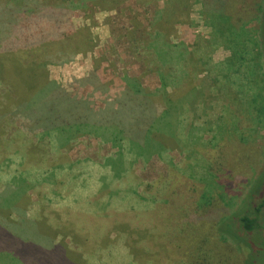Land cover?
<instances>
[{"label": "rangeland", "instance_id": "374dc122", "mask_svg": "<svg viewBox=\"0 0 264 264\" xmlns=\"http://www.w3.org/2000/svg\"><path fill=\"white\" fill-rule=\"evenodd\" d=\"M259 4L263 11L264 0H0V35L2 32L11 35L3 43L0 36V50L19 47L13 39L18 38V33L25 30L26 25L37 23V32H60L61 22L66 23L64 31L71 38L68 42L62 39L55 44L45 43L17 52L25 57L30 51L40 52L50 46V54H55L63 47L67 50L73 48L72 44L80 45L68 55L44 58L43 55L37 60L31 59L29 63L32 67L37 65L38 74H44L75 98L86 102L93 114L100 113L109 104L116 107V98L127 88L126 76L141 77L140 87L144 93L158 102L162 109L171 107L168 120H163L165 123L169 121L176 139L182 145L185 144L182 151L174 149L177 147L176 142H172L170 147L159 146L152 150L155 153L147 162H139L137 158L131 161L126 151L121 150L128 145L127 137L121 133L115 137L113 133L117 130L111 122L103 126L94 122L80 124L79 131H71L64 124H68L67 116L75 119L71 114L73 110L57 111V115L61 112L66 118L62 119L61 127L56 130L61 146L59 156L66 153L70 160L63 161L61 174L48 181L47 189L57 192L58 201L52 206L49 203L46 212L52 218L60 217L66 224L76 220L78 224L91 228L90 232L93 233L90 245H83L81 239L85 233L80 227H73L77 235L74 236L75 242L70 239L73 233L67 238H62L60 233L58 239L61 238V244H68L80 253L83 260L92 264H127L131 261L130 241L127 243L125 240L127 232L114 227L119 218L127 219L132 231L138 226L146 233L158 234V242L169 243L173 251L178 252L182 243L178 211L182 206H189L192 211L200 200L203 204L210 201V211L225 208L229 213L238 207L245 183L234 188V178L241 176L246 181L251 180L258 174L262 164L264 81L254 83V93L247 92L241 81L235 80L236 85L242 86L239 90L243 95L236 91L235 86H231L222 67H218V63L231 54L227 49L229 45L212 36L210 22L213 18L220 19L225 25H228L230 18L247 22L242 42L250 48L258 36L260 23L254 20L259 17L256 12ZM163 9L166 10L163 15L169 18L163 24L167 28V40L172 44H184L190 51L187 66L189 77L192 81L194 78L195 88L188 91L186 96L177 93L180 89L158 91L159 81L155 69L160 65L159 62V65L155 64L149 56L143 59L130 56L128 40L135 27L142 36V45H145L158 25L153 19ZM5 25L8 32L3 31ZM0 61L5 66L9 65L5 56L0 55ZM13 63L17 65L20 62L16 58ZM233 65L232 59L223 64L230 71ZM251 69L253 71V67ZM27 70L30 74L24 73L23 77L36 72L34 67L32 72L28 67ZM93 72L100 79V89L95 91L90 86L78 85L79 79H85ZM260 74L261 80L263 70ZM27 81L31 82V78H27ZM7 83L11 88V83ZM33 94L32 99L38 95L37 91ZM165 94H168L169 99ZM194 94V100L188 101ZM252 100L257 102V107L256 110L249 108L252 112L248 113L247 104L252 105ZM2 103L12 105L13 99L3 95L2 99L0 97ZM8 117L13 118V113L9 112ZM22 119H12L18 130L9 127L0 141L16 138L17 144H23L22 136L26 135L22 132L24 128L19 125ZM236 121L239 129L233 133ZM51 122L58 125L55 120ZM44 145L49 153L55 154L47 141ZM51 154L49 158H52ZM18 156L15 155L10 162L12 165L19 164ZM169 156L173 158L174 170L179 174L183 171L191 175L192 179L183 178L182 181H189L184 186L182 183L175 198L169 195L170 199H167L162 195L165 192L163 183L156 187L161 193L159 197L149 191L142 192L147 182L155 181L161 175L165 177L164 162L171 164L166 161ZM44 161L47 164L51 162ZM108 164H114L112 169L116 172L109 177L105 168ZM200 181L204 182L207 192L203 198L202 192L199 195L189 191L195 185L200 186ZM177 197H182L180 202ZM171 203L175 209L173 216L168 211L173 210ZM139 218L144 219L142 223ZM105 235H108L109 241L103 243ZM140 240L150 251L153 244H157L154 239Z\"/></svg>", "mask_w": 264, "mask_h": 264}, {"label": "trees", "instance_id": "16d2710c", "mask_svg": "<svg viewBox=\"0 0 264 264\" xmlns=\"http://www.w3.org/2000/svg\"><path fill=\"white\" fill-rule=\"evenodd\" d=\"M164 10H160L153 19L158 25L150 36V41L145 45H142V36L137 26L135 27L132 37L128 40L130 56L140 59L149 56L155 64L159 62L160 65L157 64L159 66L155 69L159 81L158 91L167 88L180 89L177 93L186 96L188 91L195 88L194 78L192 81L189 77L187 66L190 51L184 44H172L167 40V28H164L163 24L169 18L163 15L166 12ZM260 11L259 4L256 10L259 17L254 20L260 23L258 36L250 48L242 42L246 35L247 22L234 21L230 18L227 21L228 25H225L220 19L213 18L211 24L209 23L212 36L226 42L229 45L227 49L231 52L227 58L218 63V67H222L225 78L231 81V86H235L236 91L242 95L243 93L239 90L242 86L236 85L235 80H240L247 92L254 93H256V88L253 89L254 83L264 81V10ZM61 24L60 32L43 30L37 32L35 30L37 23L26 25V29L18 33V38L13 39L19 47L0 50V55L5 56L9 61L7 66L0 61V97L2 99L3 95H8L13 99L12 105L0 104V137L6 134L9 127L18 130L12 120L16 117L23 118L19 125L24 128L22 132L26 135L22 136L23 144H17L16 138L0 141V264H92L83 260L80 253L68 244H61V238L58 239L60 233L62 238H67V235L73 233L70 239L74 241V236L77 237L74 234V228L80 227L85 233L82 235L81 242L83 245H90L91 234H93L90 232L91 228L78 224L76 220L66 224L60 217L52 218L46 212L49 203L52 206L58 201L57 192H49L47 189L48 181L51 177L61 174L62 162L68 159L66 153L59 156L61 146L56 130L61 127L62 119L66 118L62 116L64 113L59 112L60 114L57 115V111L73 110L71 114L75 116V119L72 120V116L69 118L67 116L68 124H64V127L71 131H79L80 124L94 122L103 126L111 122L117 130L113 133L115 137L119 133L127 137L128 145L121 150L126 151L131 161L137 158L139 162L140 160L147 162L155 153L152 150L159 146L160 148L165 145L170 147L172 142L177 143L174 149L178 151L185 148V144L182 145L170 129L169 121L165 123L163 120L170 115L171 107L162 109L158 102L146 95L140 87L141 77L126 76L124 79L127 82V88L120 97L116 98V107L113 108L109 104L105 109L100 110V113L94 114L86 102L75 98L59 83L48 80L44 74H38L37 65H33L36 72L31 73L29 77H23L24 73L30 74L27 67L31 72L33 70L29 63L31 59L37 60L43 55V58L51 57V55L65 56L80 46L72 44L73 48L66 50L63 47L55 54H50L51 47L46 46L40 52L30 51L25 57L17 52L22 48L38 47L45 43L55 44L62 39L68 42L71 38L69 39L64 31L67 24L63 22ZM228 26L230 29L225 28ZM7 28L5 25L3 31L8 32ZM0 36L3 43L11 35L2 32ZM16 58L20 62L17 65L13 63ZM231 59L234 62L232 71L223 66ZM27 78H31V82H26ZM7 81L11 83V88ZM77 83L79 86H90L97 91L100 89L101 82L98 75L93 72L89 73L85 79H79ZM186 85L188 87L183 90ZM36 91L38 95L32 99ZM165 97L169 99L168 94H165ZM194 97L196 94L188 101L194 100ZM252 103L254 106L251 103L247 104L248 113L256 110L257 102L252 100ZM249 108L252 110L250 111ZM9 112L13 113V118L8 117ZM261 113L263 114L262 111ZM51 117L54 118L50 119ZM51 120H55L58 125L56 126ZM233 127V133L239 129L237 121L234 122ZM46 141L55 154L49 153L45 148ZM50 154L52 158H49ZM15 155H19V164L12 165L10 162ZM44 160L51 162L47 164ZM166 161H170L171 164L164 162L165 177L161 175V178L147 182L142 192L149 191L155 194V197H159L161 193L156 190V187L163 183L165 192L162 195L167 199H170L169 195L175 198L179 188H182V183L184 186V183L192 179L191 175H186L181 170L179 174L174 170L175 165L171 156ZM41 164L49 165V167H42ZM105 168L108 170L107 177L116 173L112 169L114 164H108ZM128 170L129 168L126 169ZM183 178L189 180L182 181ZM199 183H201L200 186L195 185L189 191L190 193L195 191L199 195L202 192L201 198H203L207 195L205 184L203 181ZM240 184H244L245 191L238 207L232 212L227 213L225 208L210 211L208 208L210 201L203 204L200 200L192 211L188 208L189 206L180 208L178 220L181 222L179 236L182 243L178 252H174L169 243L158 242L157 240L160 239L158 234L155 236L153 233H146L138 226H135L136 230L132 231L127 219L116 220L118 223L114 227L127 232L125 240L127 243L128 240L130 241L131 261L129 260L127 264H177V262L178 264H264V152L258 174L248 181L241 176H236L234 188ZM173 192H175L174 195ZM181 198L177 201L180 202ZM172 209L168 211L173 216L175 215L173 206ZM143 220L139 218L140 223ZM69 229L72 231L70 232ZM140 239H154L157 244H153L150 251V248L143 245ZM108 241V235L103 236V243ZM237 255L239 258H236Z\"/></svg>", "mask_w": 264, "mask_h": 264}]
</instances>
